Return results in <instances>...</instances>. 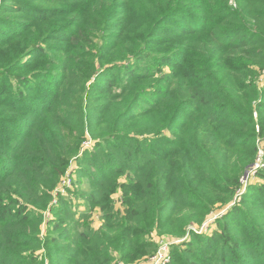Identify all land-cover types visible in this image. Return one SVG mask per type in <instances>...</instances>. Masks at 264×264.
<instances>
[{"label":"trees","instance_id":"1","mask_svg":"<svg viewBox=\"0 0 264 264\" xmlns=\"http://www.w3.org/2000/svg\"><path fill=\"white\" fill-rule=\"evenodd\" d=\"M263 69L264 0H0V264H45V251L61 253L50 264H129L155 255L154 230L179 236L203 224L216 193L230 201L256 161ZM172 101L183 139L160 148L139 129ZM87 132L99 139L78 159L87 210L61 194L41 238L43 211ZM256 190L245 200L264 198ZM118 191L123 212L111 204ZM223 219L207 246L174 245L173 263L196 264L200 251L202 264H264V236L246 247Z\"/></svg>","mask_w":264,"mask_h":264},{"label":"rangeland","instance_id":"2","mask_svg":"<svg viewBox=\"0 0 264 264\" xmlns=\"http://www.w3.org/2000/svg\"><path fill=\"white\" fill-rule=\"evenodd\" d=\"M170 68H166V72H168ZM92 82H96V79L89 82V85ZM258 82L260 84L259 88H262L264 86V69L261 70V73L258 78ZM42 84V83H41ZM90 89V87H89ZM89 95L86 96L85 102H86V110L89 112L91 108V104L89 103ZM183 97V96H182ZM145 106L144 103H141ZM179 103H175L172 101V104H162L160 105L159 109L157 110L156 118L154 119H147L144 121V125L139 129L142 132H144L145 136L148 138H151L155 141H158L160 144L159 147H163L164 145H171L173 141L182 140L183 139V131L182 129L178 128L180 125V120L183 119V115L180 114L177 116L178 121H175L177 111L180 107ZM185 109H188V105H184ZM173 110V117L170 118L169 112ZM95 115V112H94ZM257 118V114L255 115ZM75 118H73L74 120ZM179 122V123H178ZM260 128L257 125V136L255 139L256 147L258 148L257 161H260V163L263 165L258 170H254L253 168H250L247 170L245 174H243L242 178V192L235 193L233 195V198L228 202H223L219 199L218 196H224L217 192V202L213 206L215 209L207 218L203 224H193L189 225L187 227V231L183 235L174 236L170 234H163L160 233L158 230H154L150 237H147V240H151L157 245L156 253L159 252V250H165L167 253V261L163 264H172L173 263V254H172V248L173 246H181L183 244L192 243L194 242L196 245L193 247L202 248L205 247L210 242L211 237L213 236V233L219 229L222 230L223 221L219 222L222 218L225 219L226 222L230 223L233 228L230 230H227V232L231 235H233L242 245L246 247H250L252 242H261L262 237L264 236V198H252L251 196H248L245 200L246 194L251 192L257 193V188L264 186V179L260 176V172L264 169V135L259 134ZM259 134V135H258ZM99 139H94L91 135L85 134V138L82 142L81 149L77 153L76 156H73V158L70 161V165L65 171V173L60 177L59 183L56 186V188L52 191V199L49 203L46 210L43 211V225H42V231L40 234V237L43 238V236L46 235L47 230V224L53 219V214L50 211V209L58 204L59 196L62 194L64 197H68L71 199L70 205H73L76 210L79 211H86L87 208L83 206V199L80 198V195L77 193V190L82 187V189H90L91 185L90 182L87 179H80V177L83 175V172L80 171L79 167V161L78 159L83 158L84 152L86 150L91 151L96 149V145L98 144ZM263 152L262 156H260L259 152ZM255 158V159H256ZM257 163V162H256ZM179 174L177 175V177ZM125 177L121 178L119 181H125ZM178 183L181 186V192H183V177L178 179ZM67 185V186H66ZM61 186V187H60ZM62 190V193L59 191ZM224 190V189H223ZM198 191V189L196 190ZM211 195L215 193L214 190H210ZM206 195V194H205ZM215 196V195H212ZM111 204L114 206V209L116 211H121L124 209L123 206V198H122V192L118 191L114 195H112ZM80 206V207H79ZM237 206L240 207L241 211L233 216V219H229V216L227 215L229 208ZM97 209L98 211L91 215L89 218V222L91 223V226L94 230H98L104 223L103 220V212L100 211V209L97 206H94L92 209ZM249 213V214H248ZM81 214V213H80ZM244 214V215H242ZM248 214V215H247ZM223 219V220H224ZM64 232V231H63ZM57 236V235H56ZM68 234L62 233L59 235L60 241L56 243L55 246L62 249V247H65L66 242H68ZM45 240V239H44ZM43 240V242H44ZM201 242H203L201 244ZM214 242H218L217 239H214ZM44 248V247H43ZM45 248L40 250L39 253L42 254L44 252ZM46 252V251H45ZM42 255V258L40 260H43L45 264H50V260H54L55 257L61 259L60 254L56 252L54 257H50L49 255H46V253ZM58 253V254H57ZM155 253V254H156ZM194 255L198 256L194 258L196 261V264H202V262H208L209 257L207 255L202 254L200 251H196ZM257 253H254L251 255L249 253L250 258H256L255 256ZM182 258H188L189 261L193 262V259L189 257L188 255ZM150 259V258H149ZM148 260H146V256L142 257L138 260L131 261L129 264H147ZM181 259V258H180ZM179 260V259H175ZM120 264H126L125 262H121ZM174 264V263H173ZM177 264V263H176Z\"/></svg>","mask_w":264,"mask_h":264},{"label":"built area","instance_id":"3","mask_svg":"<svg viewBox=\"0 0 264 264\" xmlns=\"http://www.w3.org/2000/svg\"><path fill=\"white\" fill-rule=\"evenodd\" d=\"M263 152H259L260 156H262ZM258 158H256V161L254 162V164L250 167L253 168L254 170H258L259 168H261L263 165L260 163V161H257ZM257 162V163H256ZM249 168V169H250ZM248 169V170H249ZM243 178V177H242ZM242 182V179H241ZM67 186V185H66ZM61 187V186H60ZM60 187H59V191H60ZM62 193V190L60 191ZM242 192V189L239 191ZM208 220V219H207ZM148 260V259H147ZM167 261V253L165 250H159L158 253H156L155 255H153L152 257H150L149 261L147 264H163L164 262Z\"/></svg>","mask_w":264,"mask_h":264},{"label":"crops","instance_id":"4","mask_svg":"<svg viewBox=\"0 0 264 264\" xmlns=\"http://www.w3.org/2000/svg\"><path fill=\"white\" fill-rule=\"evenodd\" d=\"M84 206V205H83ZM80 207V206H79ZM99 208V207H98ZM100 209V208H99ZM98 210L95 208L94 210H91L90 214H94L95 212H97ZM101 211V210H100ZM83 211H79L78 213L80 214Z\"/></svg>","mask_w":264,"mask_h":264}]
</instances>
